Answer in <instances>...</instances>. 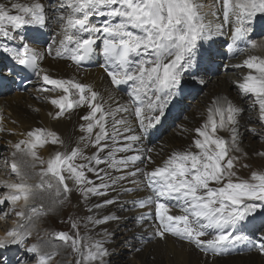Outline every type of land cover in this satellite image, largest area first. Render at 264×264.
I'll use <instances>...</instances> for the list:
<instances>
[{"label": "snow or ice", "instance_id": "snow-or-ice-1", "mask_svg": "<svg viewBox=\"0 0 264 264\" xmlns=\"http://www.w3.org/2000/svg\"><path fill=\"white\" fill-rule=\"evenodd\" d=\"M206 7L210 9L212 20L207 19ZM258 14L264 15V0H213L209 5L203 0H58L55 4H46L43 0H0V38L21 41L20 47L4 46L2 50L19 65L42 76L44 84L50 86L42 91L63 93L55 98L43 97L59 109L55 118L78 107L89 109L87 115L81 117L86 123L80 127L86 135L80 139L87 140L96 149L91 156H85L79 147L70 152L58 151L44 160L37 149L49 142L63 141L57 133L47 129L29 131L26 139L13 145L12 156L30 157L33 169L37 164L41 165L40 182L29 184L28 174L14 159L11 171L19 177V182H0L9 189L4 197H0V205L8 201L15 207L21 200L27 205L34 189L53 187L46 179L49 176L58 185L57 195L61 190L65 195L70 194L73 188L68 182L71 181L85 200L92 196L106 197L118 190H139V184L144 183L149 194L132 203L149 210L139 216L140 222L151 220L154 215L156 237L171 235L213 255L224 254L230 247L247 242L264 254V233L256 240L236 234L239 226L264 207V170H254L247 179L242 178L237 169L240 157L231 154L240 151L237 128L243 108L227 97L214 98L205 121L199 127L183 129L185 133H194L191 143L182 150H173L151 170L148 165L154 163L151 155L154 150H134L132 147L161 122L184 72L193 67L202 42L223 36L225 27L231 25L230 51L247 50L234 48L237 41H246L250 48L258 47L257 41L248 39L249 26ZM221 16L223 23H216ZM51 22H55L58 30L45 47L24 43L26 38L18 30L29 26L43 30ZM53 55L57 59H67L77 67L97 56L102 57L101 67L111 85L108 100H113V92L126 86L128 101L113 107L91 84L53 78L41 67L45 56ZM234 67L249 70L236 86L242 96L252 97L249 107L258 108V119L264 123V58L249 56ZM129 116L135 117L139 134L134 132L127 119ZM2 124L3 116L0 115V131L4 130ZM220 131L231 133V143L219 135ZM118 138H122L123 144L114 147ZM133 150L138 154L117 156V153ZM256 155L264 157V152ZM78 159L86 163L78 164ZM137 162L145 166L138 167ZM131 168L134 170H129ZM109 170L120 174L114 176ZM87 173H94L99 183L89 179ZM138 176L144 180L135 179ZM125 181L135 187L124 188ZM116 202V199H105L103 204L92 208ZM173 209H178L179 214H172ZM31 211L36 213L35 208ZM16 215L24 222L0 237V250L13 245L23 247L32 235L26 227L32 216L24 211H18ZM88 219L98 225L119 217L107 215L101 220L90 216ZM72 226L77 227L75 222ZM55 235L70 243L73 251L79 254L76 264H105L104 257L109 252L102 241L82 245L78 237L68 233ZM24 251L35 254V264H50L55 255L42 252L38 244H31ZM28 260L18 258V264H28ZM0 264H9L8 258L0 256Z\"/></svg>", "mask_w": 264, "mask_h": 264}, {"label": "bare ground", "instance_id": "bare-ground-1", "mask_svg": "<svg viewBox=\"0 0 264 264\" xmlns=\"http://www.w3.org/2000/svg\"><path fill=\"white\" fill-rule=\"evenodd\" d=\"M43 2L55 4L58 0H43ZM212 2L213 0H203V3L206 5ZM204 11L210 16H207V19L212 20L213 17L210 9L206 7ZM93 19L99 23L97 18ZM216 23H223L222 16ZM249 27L251 30L248 39L257 41L258 47L250 48L246 41H237L234 45L235 47L247 49L246 51H233L231 57L239 52L242 54L241 56H239L240 54L237 55V57H244V59L240 58V61L237 57L233 59L228 57L229 54H232V51L228 48V45L232 43L230 39L231 25L225 27V34L223 36L217 35L211 41L202 42L203 47L197 51L193 67L184 72L180 87L165 109V115L162 117L161 122L154 128L149 129L148 133L139 142L132 145L134 150H154L151 153L154 163L148 165L149 170L161 164L173 150H182L191 143L194 133H185L183 129L199 127L207 118V110L216 97H227L244 109L239 117L237 128V146L240 151H233L231 153L234 156L240 157L237 163L238 174L242 178L247 179L252 171L264 170V157L254 155L264 152V139H262L264 137V123L258 119L255 111L258 108L250 109L246 107L244 96L241 95L240 91L233 89L231 82V78H235V82L240 81L249 71L246 67L236 68L234 65L242 64L249 56L264 58V15L258 14ZM56 30H58L57 25L55 22H51L48 28L43 30L29 26L18 31L21 35L25 36L24 43H29L33 47L43 48L50 42L51 36ZM39 35L45 37L44 43L40 42ZM4 46L12 48L20 47L21 41H8L5 38H0V65L3 67L6 65L4 59L9 61L14 60L10 54L2 50ZM251 51L254 52L252 53ZM243 52L245 53L243 54ZM246 53L249 56L245 57ZM212 59L211 63L205 62ZM102 63V57L97 56L93 59L92 64L89 63L87 66L77 67L71 61L62 58L57 59L53 55L45 56L44 60L41 61V67L53 78L76 79L81 83L93 85L95 90L100 92L104 99L113 107H115L116 103H126L128 97L126 91L122 89L113 92V100H108L111 85L107 74L101 67ZM12 70L11 64L6 66L3 72H0V82L5 77H14ZM191 85L203 88L201 96H198V103H195V105L187 103L181 93L185 87ZM7 86V83L0 84V89L5 91ZM32 86H35L33 90H30L31 86H28V89L23 93L15 91V93L5 97L0 95V115L3 116L2 127L4 129L0 131V154L2 153L6 156L3 147L12 132L16 131L15 138L17 141H20L27 138L26 134L29 131L42 128L57 133L60 140L63 141V143L57 144L49 142L43 147H39L37 149L38 155L44 160L49 159L58 151L70 152L73 148L77 147L83 151L85 156H91L96 151L95 147L88 144L87 140L82 141L80 139L86 135L80 127L86 123L81 117L87 115L89 109L87 107H78L70 112H66L59 118H55V114L59 109L52 105L49 100L43 99V97L47 95L55 98L63 93L59 90L53 92L42 91V88L50 87L44 84L42 76H38ZM248 98L252 100L251 96H248ZM183 104H185L187 109H185L183 116L178 117L176 113ZM127 119L130 121L134 132L139 134L140 129L134 123L135 117L129 116ZM169 121H173L174 123L176 121V124L167 129L166 124ZM109 131H111L110 126ZM219 135L231 143V133L220 131ZM108 143L112 145L111 140ZM86 144H88L87 147H85ZM122 144V138H118V143L114 147ZM14 150L12 148L11 155ZM134 150L127 153H117V156L138 154ZM12 158L14 159L13 156ZM15 158L21 157L18 155ZM23 158L22 171L28 174L27 178H33L29 183L35 185L41 179L39 175L41 165L37 164V167L33 169L30 167L31 158ZM76 163L86 162L78 159ZM243 165H249V167H243ZM136 166L143 168L145 165L137 162ZM100 167L106 166L100 165ZM129 170H134V168ZM109 171L114 176L120 174L114 170ZM87 175L89 179L99 183L94 173H87ZM46 179L52 183L53 187L51 189L47 187L44 189H34V195L29 199L27 205H24V202L21 200L15 206L16 210L18 207L19 211H24L26 215L32 216L31 222L26 224L32 235L28 237L23 247L13 245L1 251L0 256L5 254L9 264H18V258H29L28 264H32L31 262L36 260L35 254H29L24 251V248L31 244H38L42 252L55 253L50 260V264H55V259H59V262L66 261L65 257L68 250L62 249V247L66 244L71 245L58 239L55 234L65 232L74 237L72 231L58 230L52 233L50 230H42L47 225L52 224L54 220L66 221L70 211L73 209L74 213L78 215L76 221H78L81 228V232L76 233L81 244L90 245L95 241H102L104 247L109 252V255L104 257L105 264H264V254L258 252L247 242L230 247L224 254L213 255L212 253H205L194 244L171 235H167L165 238L156 237L154 231L157 222L154 215L151 220L146 219L140 222L139 216L142 213H147L149 210L138 208L132 203L133 200L142 199L149 194V190L144 183L139 184V190L132 192L118 190L117 192H110L106 197L92 196L85 200L71 181L68 183L69 187L73 188V191L65 195L61 190V194L57 195L58 185L55 179L50 176L46 177ZM135 179L138 181L144 180L142 176H138ZM123 187L129 188L135 186L125 181L123 182ZM105 199H116L117 202L98 209L92 208L93 205L103 204ZM172 203H175V201ZM32 208L36 209V213H32ZM90 208L92 209L91 211H89ZM172 214H179L178 209H173ZM261 214H264V207L258 209L242 226H239V231H236V234H244L252 240H256L261 233H264V227H261L262 223L258 222V217ZM107 215L119 217V219L98 225L93 224L88 219V217L92 216L102 220ZM253 218L255 221L252 220ZM22 222H24L22 218L18 217L12 228ZM7 226L0 223V237L5 236L7 233L3 234V229H6ZM8 230L11 229L8 228ZM71 251L77 256L64 264H72L80 258L79 254L73 251V248Z\"/></svg>", "mask_w": 264, "mask_h": 264}, {"label": "rangeland", "instance_id": "rangeland-1", "mask_svg": "<svg viewBox=\"0 0 264 264\" xmlns=\"http://www.w3.org/2000/svg\"><path fill=\"white\" fill-rule=\"evenodd\" d=\"M208 17H210V16H208ZM251 52L253 53L254 51H251ZM244 53L245 52H243V54ZM241 55L242 54L240 53L239 56H241ZM247 56H249V55L246 53L245 54V57H247ZM237 58H238L239 61L241 60L240 58H243L244 59V57H237ZM212 61H213V59L212 60H206L205 62L211 63ZM221 66H222V64H221ZM242 79L243 78H241L240 81H242ZM234 80H236V79L235 78H231V82H232L233 89L239 91L238 87L236 86V82ZM31 89L33 90V88H31ZM202 91H203V88L202 87H199L197 85H191L183 93L184 100L187 101V103H189L191 105H195V103H198L197 100L201 96L200 94H202ZM8 95H10V94H7L6 96H8ZM26 95H28V93H26ZM244 99H245V106L246 107H249V104H250L251 100H249L248 97H244ZM185 109H187V107L185 106V104H183L182 106H180V109L176 113V114H178V117H181V116L184 115ZM255 111H256L257 116H258V112H257L258 110H255ZM174 124H176V121H175V123L173 121H169L166 124V128L168 129L169 127L173 126ZM15 137H16V131L12 132L9 135L7 141L5 142V146L3 147V149H5L6 156H4L3 154H1V156H0V164L5 165V167L11 165L12 162H13V160H10V155H11V150L13 148V145L18 142ZM2 152L4 153L3 150H2ZM254 155H256V154H254ZM11 157H12V155H11ZM14 159L21 166V169H22V161L24 160V158H14ZM3 169H4V171H1L0 170L2 172V174L3 173H7V171H6L7 168H4L3 167ZM8 176L9 177H5L3 179V181H0V182H9V183H17V182H19V177H17L14 173L11 172V174H9ZM26 179H27V182L28 183L33 180L32 177H29V178L26 177ZM8 192H9V189H7L6 187H4L3 184L0 183V197L5 196ZM0 206H1L0 207V220H1L0 223H2L4 225H8L6 229H3V232H4L3 234H5L6 232L9 231L8 228H11V227L14 226V223L16 222V219L18 217L16 215V212H18V211L8 201H5V203L3 205H0ZM73 210L70 211V214H69V216L67 218L68 221L66 220L64 222H61V221H58V220H54L52 222V224L47 225L42 231L50 230L52 233L57 232L58 230L72 231V234L74 235V237H77V234L76 233L77 232L80 233L81 232L80 231L81 228H80V225H79L78 221H76V219L78 218V215L76 213H74ZM252 220L255 221L254 218ZM258 220H259L258 222H261L262 223L261 224V227H264V214L263 215L262 214L259 215ZM73 222L76 223V225H77L76 228H73V226H72L73 225ZM38 227H40V226L38 225ZM63 248H65L66 250H68V253H67L66 257H65L66 261L59 262V259H55V264H64L66 262H70L73 257H76L77 256L76 254H74L71 251L72 250V247L71 246H69V245L66 244V245H63L62 249ZM72 264H76V262H74Z\"/></svg>", "mask_w": 264, "mask_h": 264}]
</instances>
